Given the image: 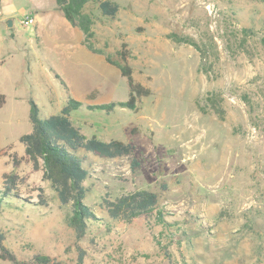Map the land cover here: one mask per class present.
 Here are the masks:
<instances>
[{
    "label": "rangeland",
    "instance_id": "374dc122",
    "mask_svg": "<svg viewBox=\"0 0 264 264\" xmlns=\"http://www.w3.org/2000/svg\"><path fill=\"white\" fill-rule=\"evenodd\" d=\"M112 1L115 17L96 1L86 6L99 53L56 0L0 8V189L11 175L21 198L45 202L3 214L4 244L20 262L39 254L66 264H264V0ZM30 14L37 23L24 25ZM121 50L151 95L138 111L91 109L129 99L128 79L107 59ZM69 97L84 103L71 115L84 134L135 147L86 161L84 202L95 219L85 233L69 226L72 204L21 141L33 129L30 101L47 117ZM143 189L158 193L171 226L114 220L103 208L104 198Z\"/></svg>",
    "mask_w": 264,
    "mask_h": 264
},
{
    "label": "trees",
    "instance_id": "16d2710c",
    "mask_svg": "<svg viewBox=\"0 0 264 264\" xmlns=\"http://www.w3.org/2000/svg\"><path fill=\"white\" fill-rule=\"evenodd\" d=\"M2 1L0 0V4ZM91 1L99 4L104 16L115 17L120 10V6L112 0H56V3L64 17L83 32V43L91 51L99 53L101 51L92 44L94 19L86 11V6ZM178 41L190 43L192 40L183 38ZM261 41L264 45V36ZM118 58L115 61L110 57L107 59L128 79L129 99L91 105L89 106L91 109L103 110L108 114L114 112L117 107L138 111L141 99L151 95L150 88L134 80L133 69L128 63V50L119 51ZM30 103V120L33 129L21 137L25 145V155L35 164H39L40 160L44 161L45 178L57 191L59 200L63 205L72 204L71 213L67 217L69 226L80 233H85L89 221L95 219L92 207L84 202L87 191L84 182L89 175L86 161L91 155L101 158L132 156L135 147L120 140L105 141L97 136L89 137L84 134L71 118L72 113L83 108L84 103L73 97L67 99L60 113L47 117L41 116L40 109L34 101ZM140 165L139 161H133L134 169ZM6 179L3 188L0 189V258L10 260L13 264H66L50 256L39 254L29 262H20L15 253L4 244L7 238L2 225L3 214L6 211H23L28 206L45 203L41 200L35 204L29 199L21 198L16 192L15 177L8 175ZM102 205L109 217L114 220L130 223L139 218H146L154 221L157 226L165 228L171 226L167 211L159 203L158 193L148 189L122 194L113 199L104 198ZM165 256L170 257V254L165 252Z\"/></svg>",
    "mask_w": 264,
    "mask_h": 264
},
{
    "label": "built area",
    "instance_id": "2783aa9c",
    "mask_svg": "<svg viewBox=\"0 0 264 264\" xmlns=\"http://www.w3.org/2000/svg\"><path fill=\"white\" fill-rule=\"evenodd\" d=\"M24 25H34L36 23V17L33 14L27 15L23 21Z\"/></svg>",
    "mask_w": 264,
    "mask_h": 264
},
{
    "label": "water",
    "instance_id": "95a60500",
    "mask_svg": "<svg viewBox=\"0 0 264 264\" xmlns=\"http://www.w3.org/2000/svg\"><path fill=\"white\" fill-rule=\"evenodd\" d=\"M7 24H8L9 27H12L14 25L13 19L9 18L8 21H7Z\"/></svg>",
    "mask_w": 264,
    "mask_h": 264
},
{
    "label": "crops",
    "instance_id": "0c3cea01",
    "mask_svg": "<svg viewBox=\"0 0 264 264\" xmlns=\"http://www.w3.org/2000/svg\"><path fill=\"white\" fill-rule=\"evenodd\" d=\"M8 0H3L2 2H1V4H0V8L3 6V4H5L6 2H7ZM35 17H36V23H37V15H35ZM35 23V24H36Z\"/></svg>",
    "mask_w": 264,
    "mask_h": 264
}]
</instances>
